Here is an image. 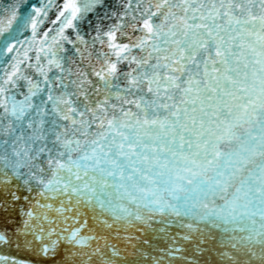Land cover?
Segmentation results:
<instances>
[{"label":"snow or ice","instance_id":"1","mask_svg":"<svg viewBox=\"0 0 264 264\" xmlns=\"http://www.w3.org/2000/svg\"><path fill=\"white\" fill-rule=\"evenodd\" d=\"M0 220V264H264V0H8Z\"/></svg>","mask_w":264,"mask_h":264},{"label":"water","instance_id":"2","mask_svg":"<svg viewBox=\"0 0 264 264\" xmlns=\"http://www.w3.org/2000/svg\"><path fill=\"white\" fill-rule=\"evenodd\" d=\"M8 3V0H0V7H2L3 5L7 4ZM3 221L0 220V225H2ZM6 251H9L11 254H15V255H18V256H21V257H28L30 254L29 253H26V252H23V251H19L15 248H12V249H8ZM31 259L32 260H37V258L35 257V255H31ZM37 264H39V261H37Z\"/></svg>","mask_w":264,"mask_h":264}]
</instances>
